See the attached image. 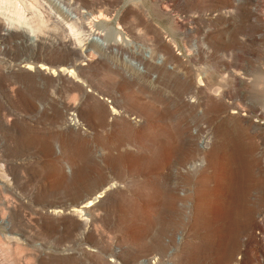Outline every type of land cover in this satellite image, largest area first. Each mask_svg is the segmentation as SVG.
I'll list each match as a JSON object with an SVG mask.
<instances>
[{"label":"rangeland","instance_id":"1","mask_svg":"<svg viewBox=\"0 0 264 264\" xmlns=\"http://www.w3.org/2000/svg\"><path fill=\"white\" fill-rule=\"evenodd\" d=\"M19 1L47 22L0 23V264H264V0H76L102 14L76 47L58 0ZM111 27L129 50L84 44ZM160 38L180 63L157 71Z\"/></svg>","mask_w":264,"mask_h":264},{"label":"bare ground","instance_id":"2","mask_svg":"<svg viewBox=\"0 0 264 264\" xmlns=\"http://www.w3.org/2000/svg\"><path fill=\"white\" fill-rule=\"evenodd\" d=\"M75 1L76 0H58L57 3L60 4V6H62L63 11L67 15L66 30L69 31L70 34L75 37L74 39H70V40H71V45L76 47V46H78L76 42L80 43L82 41V39L79 38L80 35H79V37H77V34L80 32V30L82 31V28H85V25H86L85 21L88 18H90L91 16L93 17L95 14L96 15L97 14L102 15V14H101V12L95 13L93 11L92 12L83 11L81 8V5H79V3H78L79 1L77 2L78 4H76ZM126 1H127L126 2L127 5H129L131 3L132 4H138V2H139V0H126ZM28 5H30L29 6L30 8L31 7L33 8L34 6H36V1L35 2L30 1ZM26 7L27 6H24L19 0H0V13L4 17V19L0 18V23L4 22V21L6 22V23H4L3 26H4V31H6V33L8 35L15 34V35L22 37V40H26V41H30L31 43L38 44L37 31L43 30L46 27L47 21L43 17H40L39 15L37 16V18H31V19L28 18L27 15L25 14V12L28 10V9H26ZM130 12H132V11H130ZM130 12H127V14ZM122 15H124V14H122ZM124 16L121 17V14L118 15V18L114 22V24H116L117 27H119V22L123 21ZM65 38H67V37H65ZM83 42H84V40H83ZM84 44H86L88 46L96 47V49L101 51L102 53H104V51H106V50L113 49L115 52H117L119 54V53H121V50H122V49H120V47L128 48V50L132 47V42H130L129 37L123 31H120V30H118V28H115V27H111L107 33H98L95 37L90 36L89 38L86 39ZM159 45H160V50L162 51V54L167 55V58H164L163 56H161L160 57L161 61H158L156 63V65H154V70L158 71L165 64L168 66L170 63H174V64L180 63L179 58L174 53L171 46L165 40L160 38V44ZM66 48H67V45H66ZM82 51H84V50H82ZM123 52H124V50H123ZM147 58H152V55L147 56ZM134 62H131V65H129L130 71H136L135 70L136 66H135ZM158 63H161V64L159 65ZM24 67L26 69L32 68V66L29 64H26ZM150 67H152V66H150ZM33 68H34V66H33ZM35 69H38L40 71H44V72L52 74V75H58V76L68 75V77L69 76L70 77H76L78 75L77 73L79 71V68L61 67L58 69H53V68L46 67V65L44 66L43 64L36 66ZM140 69L141 68L139 67V70ZM211 71H212V69H210V68H206V69H204V71L202 70V75H203L204 79L201 78V74H199L198 71H197L196 75L190 76L191 77L190 81H191V83H192V85L196 91L204 92L206 95H209L208 91H209V88H210V85L212 82L211 79L213 77V75L210 76ZM89 92H92V90H89ZM192 100H195V103L198 104L197 106H199V107H194L195 109L201 108V104H200L199 98L197 96L193 97ZM207 100L210 102H214V103L217 102L216 101L217 99L215 97L208 96ZM190 105H192V104H190ZM207 106H208V104L206 103L205 108H207ZM111 109H112L111 113L114 114L113 117H116L118 114H122L119 110L115 109L114 107ZM195 113H196V110H195ZM239 114H240L239 110L233 109V111H231V113L227 114L226 116H222V119H225L228 122L241 120V116ZM72 119H74L76 121V123H78L77 117L72 118ZM197 132H198V130H197ZM200 132L202 134L204 133L203 130H201ZM189 139H191V138H189ZM189 164H191V163H189ZM112 186H113L112 184L108 185L101 192H97L94 197H92L88 201H86L80 208L74 209L73 212L75 214L76 213H83V212H85L87 214L91 213V211H92L91 208L93 206H95L96 203L98 201H100L102 197H104L105 193L107 191H109L112 188ZM149 264H164V260L161 256H158L155 258V260L153 262H150Z\"/></svg>","mask_w":264,"mask_h":264}]
</instances>
